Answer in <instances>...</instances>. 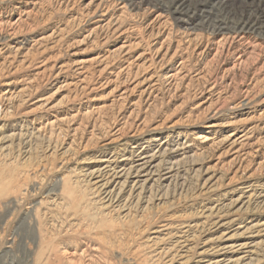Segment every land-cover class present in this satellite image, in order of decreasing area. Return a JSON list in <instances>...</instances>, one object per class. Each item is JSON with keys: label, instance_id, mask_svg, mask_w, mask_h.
Listing matches in <instances>:
<instances>
[{"label": "rangeland", "instance_id": "374dc122", "mask_svg": "<svg viewBox=\"0 0 264 264\" xmlns=\"http://www.w3.org/2000/svg\"><path fill=\"white\" fill-rule=\"evenodd\" d=\"M0 264H264V0H0Z\"/></svg>", "mask_w": 264, "mask_h": 264}, {"label": "bare ground", "instance_id": "6f19581e", "mask_svg": "<svg viewBox=\"0 0 264 264\" xmlns=\"http://www.w3.org/2000/svg\"><path fill=\"white\" fill-rule=\"evenodd\" d=\"M240 1H241V0H240ZM134 4H135V3H134ZM166 4H167V3H166ZM218 6H219V5H218ZM236 6H237V5H236ZM209 8H210V7H209ZM237 8H238V7H237ZM237 8H236V9H237ZM186 11H187V10H186ZM194 11H195V10H194ZM184 12H185V11H184ZM248 14H249V13H248ZM251 14H252V13H251ZM226 15H227V14H226ZM251 17H252V16H251ZM223 18H224V17H223ZM247 18H248V17H247ZM237 21H238V20H237ZM237 21H236V22H237ZM217 22H218V21H217ZM221 23H222V22H221ZM214 24H215V23H214ZM229 26H230V25H229ZM242 28H244V25H243ZM242 28H241V29H242ZM232 32H233V31H232ZM260 32H261V31H260Z\"/></svg>", "mask_w": 264, "mask_h": 264}]
</instances>
